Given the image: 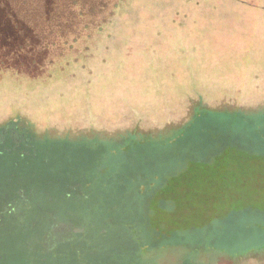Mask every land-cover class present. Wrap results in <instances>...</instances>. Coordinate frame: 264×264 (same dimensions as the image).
Here are the masks:
<instances>
[{
  "label": "rangeland",
  "instance_id": "rangeland-1",
  "mask_svg": "<svg viewBox=\"0 0 264 264\" xmlns=\"http://www.w3.org/2000/svg\"><path fill=\"white\" fill-rule=\"evenodd\" d=\"M263 10L247 12L252 15L247 21L239 15L228 20V8L222 6L203 15L198 31L204 36L196 47L153 35L177 26L158 15L160 20H146L147 32L135 37L122 33L145 24L137 28V21L126 26L122 20L113 24L120 31L112 39L100 37L90 45L69 38L38 58L36 51L9 55L21 70L0 73V122L25 116L45 134L93 144L97 137L113 138L91 145L98 150L74 146L68 157L69 166H90L80 173L87 181L98 174L93 183L101 193L81 204L88 211L101 205L113 214L109 238H98L108 241V251H99L103 260L117 262L115 245L128 237L121 221L139 225L142 202L163 177L165 190L156 191V197L151 193L146 201L152 210L145 214L151 228L156 225L166 236L140 263L264 264V247L257 245L264 241V119L253 126L227 111L240 106L264 111ZM201 101L222 112L202 111L190 119ZM0 134L17 141L21 133L12 124ZM126 134L136 139L123 142ZM55 180L66 181L63 175ZM127 183L133 188L126 189ZM105 193H112L111 208L102 203ZM159 199L170 202H163L168 209L157 207ZM8 230L0 226V232Z\"/></svg>",
  "mask_w": 264,
  "mask_h": 264
},
{
  "label": "trees",
  "instance_id": "trees-1",
  "mask_svg": "<svg viewBox=\"0 0 264 264\" xmlns=\"http://www.w3.org/2000/svg\"><path fill=\"white\" fill-rule=\"evenodd\" d=\"M259 3L264 4V0H0V73L4 70L20 73L21 64H18V60L12 62V58H9L14 52L21 56L36 51L38 58L46 49L61 48L68 43L69 38L79 39V42L90 45L100 37L112 39L120 31L114 30L113 24L122 20L125 23L137 21V28L141 23L145 24L141 30L131 31L134 26H129V30L125 29L122 33L124 36L135 37L136 33L147 32L146 20H160L158 15L175 22L177 26L159 29L153 35L158 37L165 34L169 43L182 42L196 47L201 43L198 39L202 32L198 29L203 15L210 16L213 10H220L221 6L228 8L232 4H246L250 8H256ZM157 8L162 12L158 13ZM133 10L139 13L135 12V15L130 16L127 12ZM204 11L207 12L202 13ZM186 19L191 24L181 22ZM89 48L90 46L86 47ZM195 108L190 119L202 111L222 112L202 101L196 103ZM260 108L262 107H228L227 111L228 114L258 126L263 123L264 111H254ZM234 111H241V114ZM12 124L21 133L17 134V141L9 139L6 134H0V226L6 224L10 229L0 232V264H142L140 257L157 244L162 236H166L164 232L159 233L155 229L156 225L151 228L153 223L148 222L145 214L152 210L146 199L152 197V194L156 197V191L161 193L165 190L166 181L163 177H159L153 186L152 194L144 198L145 202H142L143 208L140 210L144 212V216L139 215V225L133 227L127 219L121 221L126 225L123 224V228L128 237L120 246L115 245L117 262L111 257L103 260L99 251H108L105 246L108 241L105 244L102 240L104 237L107 240L109 230L114 228L113 214L111 211H102L101 205L99 210L93 211H88L82 205L89 203V199L85 202L84 198L100 192L93 183L98 174L94 171L91 180L87 181L80 173L87 171L90 166L86 170L69 166L68 157L74 146H97L101 140L107 142L113 138L97 137L93 144L78 142L64 135L45 134L25 116L0 122V129ZM186 124L179 127V130ZM133 135H124L123 142L136 139ZM117 147L110 145L109 148ZM258 155L262 156L260 153ZM190 159L202 160L199 156ZM61 175L66 181L58 184L55 179ZM131 188L133 187L127 183L126 189ZM112 199V193H105L102 203L107 205ZM164 201L168 200L159 199L157 207L168 209ZM13 225L25 229L23 232L13 231ZM31 226L37 229L27 228ZM75 227L81 230H75ZM60 235L64 237L61 238ZM100 236L103 238L99 241ZM257 245L262 249L264 241Z\"/></svg>",
  "mask_w": 264,
  "mask_h": 264
},
{
  "label": "crops",
  "instance_id": "crops-1",
  "mask_svg": "<svg viewBox=\"0 0 264 264\" xmlns=\"http://www.w3.org/2000/svg\"><path fill=\"white\" fill-rule=\"evenodd\" d=\"M256 8H250L246 4H232L228 5V20L229 18H235V16L239 15L242 16L244 20H248L247 16H252L250 14H247V12H254V11H260V8H264V4H257ZM236 40H240V38H237Z\"/></svg>",
  "mask_w": 264,
  "mask_h": 264
}]
</instances>
